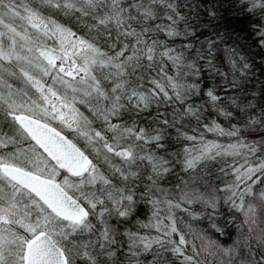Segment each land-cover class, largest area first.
Here are the masks:
<instances>
[{"label":"clouds","instance_id":"clouds-1","mask_svg":"<svg viewBox=\"0 0 264 264\" xmlns=\"http://www.w3.org/2000/svg\"><path fill=\"white\" fill-rule=\"evenodd\" d=\"M0 264H264V0H0Z\"/></svg>","mask_w":264,"mask_h":264}]
</instances>
